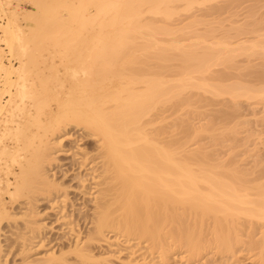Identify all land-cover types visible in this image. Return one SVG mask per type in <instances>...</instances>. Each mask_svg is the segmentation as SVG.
Masks as SVG:
<instances>
[{
    "label": "bare ground",
    "instance_id": "bare-ground-1",
    "mask_svg": "<svg viewBox=\"0 0 264 264\" xmlns=\"http://www.w3.org/2000/svg\"><path fill=\"white\" fill-rule=\"evenodd\" d=\"M10 1L0 0V237L7 224L14 240L4 253L0 239V264H100L94 250L107 234L130 246L132 264H173L176 251L195 264L206 244L221 253L233 251L241 219L264 222V185L253 186L252 197L236 171L208 164L205 153L187 151L184 142L160 139L161 131L148 129L152 121L144 122L184 85L142 79L140 69H131L139 59L135 53L153 44L152 36L150 43H138L140 30L147 25L153 34L159 31L142 17L168 14L171 4L185 0H79L69 7L65 0H35L38 11L26 10L27 27L17 9L9 10ZM46 21L52 24L53 52L65 67L61 72L52 59L53 88L45 83L46 67L39 65L43 72H37L38 60L32 59H38L33 52L43 45ZM157 58H166L165 49ZM182 59L186 69L191 60L198 71L210 66L192 53ZM32 73L43 76L38 79L43 89H36L35 80L30 84ZM141 82L144 88L136 89ZM73 128L93 146L81 145L72 154L65 146L74 139ZM60 156L72 160L59 164ZM72 194L92 196L93 205L77 213ZM41 204L48 208L40 210ZM17 207L19 214H13ZM53 215L55 222L48 221ZM52 230L66 231L68 236L61 235L66 241L54 238ZM255 245L264 264V228L257 242L250 241ZM13 250L19 262L8 258Z\"/></svg>",
    "mask_w": 264,
    "mask_h": 264
},
{
    "label": "rangeland",
    "instance_id": "rangeland-1",
    "mask_svg": "<svg viewBox=\"0 0 264 264\" xmlns=\"http://www.w3.org/2000/svg\"><path fill=\"white\" fill-rule=\"evenodd\" d=\"M11 1L9 10L17 9L20 20L23 22L25 20L24 25L27 27L31 23L25 19L26 10L38 11L34 4L35 0ZM78 2L79 0L64 1L68 7ZM59 8L60 15L66 17L67 13L62 5H59ZM169 9L170 13L168 14L144 13L143 23L147 22L151 26H157L159 31L155 30V34H153L152 31L147 30V25H145L147 29L140 30L137 36L138 43H150L152 40L150 37L152 36L153 44L135 53L139 59L136 63H133L131 69L134 68V71L140 69L137 74H140L139 77H142V79L144 77L146 79L148 77H159L160 80H168L173 85L178 83L184 86L180 87L179 93L171 99L157 104V107L150 111V115L145 117L144 122L148 123V119H150V122L152 121V125H147L148 129L150 128L149 130L152 133L161 131L160 134L158 133L160 139L166 142H184L187 151L205 153L208 164H218L231 174L236 171L238 176L245 182L242 184L249 187L245 192H249L252 197H255L253 186L264 185V0H211L194 3H188L185 0L171 4ZM41 13L43 16H48L49 10L42 7ZM48 23V21L45 23L48 25V29L45 27L47 31L41 32V34L44 33V37L41 35L43 45L39 46L40 48L36 46L39 49L33 50V53L37 52L34 57H38V59H32L40 61V64L33 62V64L38 65L37 72L42 73V67H46L44 75L47 74L48 79L44 77L47 81L45 83H51L52 87L55 84L52 79L55 80V78L49 75L54 70L48 69L52 59L59 64V66L56 65L61 72L65 70V67L60 65L62 63H59L61 59L58 54L54 53L55 51L53 52L54 36L50 28L52 24ZM70 26L72 30L76 29L75 24L70 23ZM84 36L81 34V39ZM162 49H165L166 58L161 61L157 57ZM190 53L196 58L208 60L210 65H208V69L202 71L195 69L193 67L196 64L195 60H191V66L186 69L182 57ZM37 54L40 56H37ZM33 64L32 68L36 65ZM37 72L36 74L39 75ZM32 76L31 79L29 78L30 84L32 85L31 80H35L32 82L33 84L35 82L36 89H43L44 87L41 86H44L45 83L42 84V80H38L41 76L38 79L36 75ZM51 80L54 82L53 84ZM49 84L45 86L49 87ZM36 86L34 85L33 89ZM144 86L143 82L134 85L138 90L144 88ZM224 90L232 93L218 92ZM50 99L54 98L51 96ZM51 103L55 108L56 102ZM17 114H20V112H17ZM22 116L20 114L17 119L22 120ZM74 129L76 128L71 129L73 132L70 131V133L77 131ZM79 131L78 134H74L78 136H76L77 139L75 136L73 137V141L76 142L70 141L71 143L68 142L65 146L71 149L72 154L77 152L81 145L83 147L91 144L83 138L84 133H81V136ZM80 137L82 138L79 139ZM90 146H93V144ZM58 158L61 160L59 164L63 162L65 164V162H71L72 160L71 157L67 156ZM57 176L61 179L62 173ZM63 180L67 184L72 183L71 186L75 184L70 181L71 179L70 182L66 178ZM74 195L72 194L74 197L73 202H75L73 208L77 213L81 209L83 213L93 205L92 196L82 199L80 196L75 197ZM6 203L11 208V203L9 201H6ZM39 206L40 210L44 211L48 208L46 204ZM19 211L20 209L17 207L12 212L13 214H19ZM43 218H45V215ZM54 218L53 215V219L48 221L55 222ZM81 221L83 222V220ZM263 225V221L256 219L252 220V223L249 219H241L237 230L238 243L234 245L233 251L221 253L216 250L213 244H206L205 250L195 264L261 263V260L259 261L261 255H258L260 254L259 247L256 245L250 247V241L257 242L261 238ZM82 227L85 228V225H82ZM9 228L10 226L7 224L4 225V231L0 237L4 245V253L9 251V247H11L14 240L12 235H7L12 230ZM84 228H82V232L84 231L83 233L86 235V229L88 228ZM57 231L52 230L53 237L64 238L62 236L64 233L66 234V231ZM82 232L80 235L83 236V240H86ZM107 235L108 238L105 237L104 241L95 242L97 245L95 244L94 254H97V258L102 259L103 262L101 261L100 264H132L131 253L129 255L130 246H126L125 241L121 238H119L121 240L117 239L119 240L117 243L115 242L116 238L113 240L114 237L111 238L110 234ZM64 239L62 240L66 241ZM71 240H73V236ZM48 249L50 248L46 247L44 250L42 248L35 251V253ZM16 254L15 250L11 251L8 256L10 261L17 259L19 262L18 257L15 256ZM181 256H183V251L172 253L170 262L173 264H187V261L182 259ZM262 259L264 258L262 257ZM72 260L73 263L76 262L74 258Z\"/></svg>",
    "mask_w": 264,
    "mask_h": 264
}]
</instances>
